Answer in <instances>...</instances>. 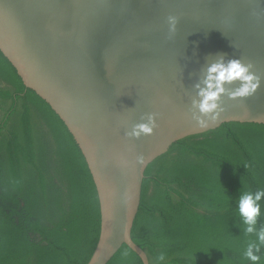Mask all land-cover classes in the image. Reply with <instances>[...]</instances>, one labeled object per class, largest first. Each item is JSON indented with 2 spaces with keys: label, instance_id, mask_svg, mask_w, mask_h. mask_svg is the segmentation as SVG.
<instances>
[{
  "label": "water",
  "instance_id": "95a60500",
  "mask_svg": "<svg viewBox=\"0 0 264 264\" xmlns=\"http://www.w3.org/2000/svg\"><path fill=\"white\" fill-rule=\"evenodd\" d=\"M0 51L85 158L100 208L88 264H108L123 245L150 264L132 230L147 167L174 143L228 122L264 124V0H0ZM221 54L250 63L261 87L225 95L220 119L201 128L196 86ZM153 113L152 135H127Z\"/></svg>",
  "mask_w": 264,
  "mask_h": 264
},
{
  "label": "trees",
  "instance_id": "16d2710c",
  "mask_svg": "<svg viewBox=\"0 0 264 264\" xmlns=\"http://www.w3.org/2000/svg\"><path fill=\"white\" fill-rule=\"evenodd\" d=\"M261 188L264 124L228 122L184 138L147 167L133 240L150 264L161 252L162 264H251L243 251L256 235L245 233L238 201ZM99 235L81 150L0 51V264H88ZM108 264L143 262L123 245Z\"/></svg>",
  "mask_w": 264,
  "mask_h": 264
},
{
  "label": "clouds",
  "instance_id": "9594fccd",
  "mask_svg": "<svg viewBox=\"0 0 264 264\" xmlns=\"http://www.w3.org/2000/svg\"><path fill=\"white\" fill-rule=\"evenodd\" d=\"M171 25L170 32L176 31L177 17L169 16ZM235 85V87H232ZM261 87V77L253 71L250 63H245L239 58H231L225 60L221 54L219 59L209 63L203 78L202 86L198 84L197 99L192 101L193 119L196 120L201 128H206L209 123H215L220 119L221 113L224 111L222 106V98L227 95L230 99L243 98L253 95ZM157 114L153 113L148 123L135 124L132 131L127 135L139 139L142 135H152L157 125ZM143 163V158H140ZM239 197L238 210L239 215L243 219L246 226L244 231L246 234L255 233L256 241L247 242L243 251L245 260L251 264H260L262 248H264V226L258 230L256 228L258 217L264 215L261 212V204L259 201L264 197V188L255 192L242 191ZM166 254L161 252L156 260L164 262Z\"/></svg>",
  "mask_w": 264,
  "mask_h": 264
}]
</instances>
